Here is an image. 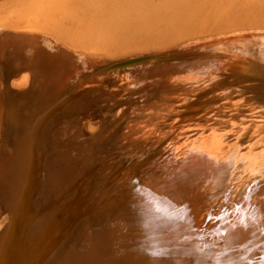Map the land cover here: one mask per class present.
I'll return each instance as SVG.
<instances>
[{"label": "rangeland", "instance_id": "374dc122", "mask_svg": "<svg viewBox=\"0 0 264 264\" xmlns=\"http://www.w3.org/2000/svg\"><path fill=\"white\" fill-rule=\"evenodd\" d=\"M179 48L221 56L39 116ZM15 236L14 264H264V0H0V255Z\"/></svg>", "mask_w": 264, "mask_h": 264}, {"label": "water", "instance_id": "95a60500", "mask_svg": "<svg viewBox=\"0 0 264 264\" xmlns=\"http://www.w3.org/2000/svg\"><path fill=\"white\" fill-rule=\"evenodd\" d=\"M187 51V52H186ZM198 51H210V50H195L193 48H179V49H172L171 51H166V52H153V53H148V54H142V55H138V56H134L131 58H126V59H122L119 61H114L111 62L109 64L104 65L102 68L97 69L91 73H88L87 76H92L93 78H95V80H93V82L96 84L95 85V90L93 93H87L86 95L83 96H77L81 93H83V91H80L79 94L73 95L68 97L74 90L75 85L72 87V89L70 91H68L67 94L63 95L62 97H60L59 99L55 100L54 102H52L50 105H48L40 114H44L45 112L49 113V114H53V115H59L60 117H58L54 122L62 119L66 113L64 110V107L67 104H71L75 101H80V106L78 107V110L76 111V114L81 113L82 111H85L87 109H91V108H98L101 110L100 106L95 105L97 104L96 102H89L91 97L94 95L95 92L97 91H101L100 95L104 96L105 94H107V88L111 85L112 81L114 80V76L117 74V72L120 69H126L130 66L136 65L138 63L141 62H151V61H164V60H194V59H201V58H209V59H214V57L217 56H221V55H213L211 52H206V53H198ZM112 78V81L110 83L104 84L102 83L104 81L105 78ZM92 78V79H93ZM106 81V79H105ZM104 81V82H105ZM77 85V84H76ZM103 89V90H102ZM76 96V97H75ZM107 99V98H106ZM82 100V101H81ZM129 102L133 103L136 99H127ZM126 99H113V100H108L109 102L105 103V105H109V107H114L117 104H122L124 102L127 101ZM102 107V106H101ZM102 112V110H101ZM103 113V112H102ZM105 114V113H103ZM105 117V116H103ZM108 117V116H107ZM106 117V118H107ZM113 121L109 122L107 126H100L98 128V130L95 133H101L102 132V128H107L111 125V123H113ZM54 124V123H53ZM52 124V125H53ZM51 125V126H52ZM47 128L46 125L43 123L41 124V132L44 133L43 139L46 138L48 136V131L50 129V126L47 128L46 131H44V129ZM95 133L88 135V138H92L93 135H95ZM70 134H66L65 136L68 137ZM65 138L62 136L61 140H64ZM60 143V142H58ZM108 195V194H107ZM108 201V200H107ZM31 227H29L28 230V234H27V238L31 237L30 232L31 231ZM47 228V227H46ZM47 229H42L37 236L33 237L34 242L36 243V245H38L40 242H42V240L44 239V236L42 235L44 232H46ZM26 238V239H27ZM18 240V238L12 237L4 246V249L2 251V254L0 255V264H14L11 263L8 260V255H10L11 253V249L13 247H15V241ZM13 252V250H12Z\"/></svg>", "mask_w": 264, "mask_h": 264}, {"label": "bare ground", "instance_id": "6f19581e", "mask_svg": "<svg viewBox=\"0 0 264 264\" xmlns=\"http://www.w3.org/2000/svg\"><path fill=\"white\" fill-rule=\"evenodd\" d=\"M100 222V221H99ZM103 222V221H102ZM235 224H236V222H235ZM245 224V223H244ZM117 226V225H116ZM218 227H220V226H218ZM102 233V232H101ZM114 233V232H113ZM121 236V235H120ZM219 236V235H218ZM87 238V237H86ZM104 238V237H103ZM227 239V238H226ZM77 250V249H76ZM99 250V249H98ZM249 250V249H248ZM79 251V250H78ZM85 252V251H84ZM129 255V254H128ZM76 256V255H75ZM232 256V255H231ZM115 257V256H114ZM109 258V257H108ZM253 258V257H252ZM109 260V259H108ZM94 261V260H93ZM241 261V260H240ZM149 262V261H148ZM261 262H262V260H261ZM92 264V263H91Z\"/></svg>", "mask_w": 264, "mask_h": 264}]
</instances>
